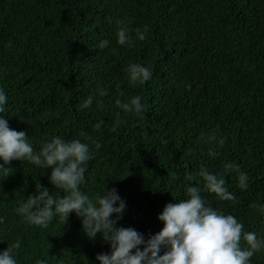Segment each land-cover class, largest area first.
Listing matches in <instances>:
<instances>
[{
	"label": "trees",
	"instance_id": "16d2710c",
	"mask_svg": "<svg viewBox=\"0 0 264 264\" xmlns=\"http://www.w3.org/2000/svg\"><path fill=\"white\" fill-rule=\"evenodd\" d=\"M123 25L133 36L146 28L147 38L118 44ZM103 39L110 43L100 48ZM130 62L149 66L152 79L133 86ZM0 86L9 97L2 115L36 150L53 135L71 139L81 130L100 142L81 189L94 195L116 186L127 201L118 226L146 237L161 230L159 213L203 182V166L236 195L204 193L212 206L264 235V213L252 207L264 203V0H0ZM89 95L94 102L81 111ZM133 95L143 97L144 115L125 116L116 104ZM213 132L223 144L209 140ZM241 171L247 189L239 187ZM50 173L27 160L0 170V251L19 238V264H100L96 254L111 251L110 243L102 234L90 239L74 211L47 226L17 213L37 182L65 194ZM251 264H264V250Z\"/></svg>",
	"mask_w": 264,
	"mask_h": 264
},
{
	"label": "clouds",
	"instance_id": "9594fccd",
	"mask_svg": "<svg viewBox=\"0 0 264 264\" xmlns=\"http://www.w3.org/2000/svg\"><path fill=\"white\" fill-rule=\"evenodd\" d=\"M137 38L146 39L147 29L136 28L135 36L127 25L117 30L120 45L134 46ZM109 43L108 39H103L99 47L105 48ZM125 72L133 86L143 85L153 76L151 68L139 62H130ZM105 94L104 90L100 91V95ZM8 99L5 88L0 86V170H5L13 160H27L51 168L50 182L65 193L62 196L50 194L46 186L37 182V193L27 196L16 208L27 224L47 226L57 219L67 221L74 211L82 218L84 232L90 239L102 234L110 243L111 251L96 254L100 264H251V258L264 250V235L245 230L236 215L217 209L208 201L204 193H215L220 200L226 201H235L236 195L226 186L225 178L203 166L199 173L203 182L187 185L186 197L169 201L159 213V219L164 222L161 230L146 237L135 227L118 226L117 221L127 208V201L118 188L113 186L104 194L94 195L81 189L87 162L93 159V145L99 148L100 142L81 130L79 137L71 139L53 135L36 150L26 130L10 127L8 116L2 115ZM93 102L94 97L89 95L79 104V109L83 111ZM116 104L125 116H141L146 110L141 95L117 99ZM120 116L121 113H117L114 126L121 123ZM209 140L224 143L223 137H218L216 132L211 133ZM216 154L215 149H209V155ZM238 176L239 187L247 189V173L241 171ZM170 179L175 183L179 177L173 173ZM252 207L264 213V203L254 202ZM5 220L6 217L0 215V224ZM241 241L247 246H242ZM21 249L19 238L8 242V247L0 251V264H19L17 256ZM36 264L47 262L38 259Z\"/></svg>",
	"mask_w": 264,
	"mask_h": 264
}]
</instances>
